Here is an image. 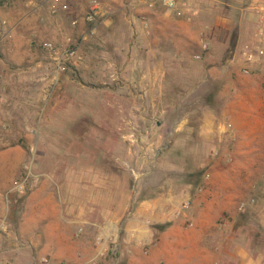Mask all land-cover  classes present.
I'll return each instance as SVG.
<instances>
[{
  "label": "rangeland",
  "instance_id": "374dc122",
  "mask_svg": "<svg viewBox=\"0 0 264 264\" xmlns=\"http://www.w3.org/2000/svg\"><path fill=\"white\" fill-rule=\"evenodd\" d=\"M80 1L61 0L67 9L54 12L53 0H0V30L8 32L0 37V105L5 108L0 110V150L19 146L22 152L0 157L5 188L0 193L4 198L0 199V248H29L30 264L41 257H47L48 262L41 258L45 264H71L35 250L45 242L33 240L34 232L26 231L29 225L24 220L34 218L28 216L27 199L32 192H37L34 202L57 201L56 210L63 203L75 241L68 256L84 255L89 264H127L137 245L136 238L128 239L130 221L145 199L163 194L169 182L180 178L176 168L204 172L218 161L220 166L264 168V130L254 127L247 138L239 117L248 97L258 103L260 112L264 109V92L259 89L264 80L256 78L264 72V56L250 65L246 58L247 51L264 48V0H189L191 12L180 19L199 30L200 42L208 41L212 54L196 58L195 44L179 61L164 65L168 77L156 80V85L138 78L131 87L136 96L126 82L127 56H121L118 66L112 64L113 57L106 60L107 70L120 75L105 79L108 85H104L101 79L88 76L99 50L90 47L88 51L83 43L78 45V65L65 78L59 75L60 87L54 81L34 80V92L31 84L21 91L16 81L8 83L7 73L29 70L38 63L44 74L51 71V78L56 74L45 42H67L80 35L65 18L71 7L80 10ZM84 1L88 9L91 0ZM125 13L117 12L120 26L129 24ZM142 59L136 63L138 73L149 66ZM247 65L250 72L243 73ZM52 86L59 91L51 92ZM246 88L253 90L249 96L241 94ZM48 109L53 118L68 125L42 123ZM208 109L214 125L212 136L206 138L200 127ZM251 149L250 154L261 156L248 161L239 155ZM27 175L26 190L20 192L16 183ZM259 178L264 186V176ZM182 204L177 217L187 210ZM44 207L53 210L48 202ZM170 224H153L152 242L141 243V250L149 248ZM14 259L21 261L17 255Z\"/></svg>",
  "mask_w": 264,
  "mask_h": 264
},
{
  "label": "crops",
  "instance_id": "0c3cea01",
  "mask_svg": "<svg viewBox=\"0 0 264 264\" xmlns=\"http://www.w3.org/2000/svg\"><path fill=\"white\" fill-rule=\"evenodd\" d=\"M101 2L104 6V14L98 20L97 32L92 36L91 41L96 39L91 44L84 42L80 45H86L84 48L88 51L90 47L99 50V59L95 61L93 68L88 70V76L97 80L101 79L100 82L104 85H108L105 79L120 75L119 71L114 73L106 68L108 66L106 60L109 61L112 57V64L118 66L121 63V56H127L124 63L129 65L130 71L127 78L129 80L126 82L136 96L135 88L131 89V87H135L138 78H146L148 84L150 80L151 86L156 85V80H164L168 77V71L164 65L170 61H179L195 44H198L196 54L201 53L202 57L212 54L211 47L207 51L203 50L199 30L174 15L171 17L161 7L156 9L144 7L145 10L142 11L137 4L131 5L126 0H101ZM62 4L66 3L53 0L51 9L54 12L58 9L59 12H64ZM216 4L220 5L219 2ZM79 5L80 10L74 11L71 7V10L67 12L68 17H65L70 19L69 22L67 21L68 27L76 30L78 34L87 29L83 18L88 10L84 0H81ZM125 11L129 24L120 26L117 12ZM59 12L57 15L60 14ZM80 14L82 16H79ZM141 15L143 18L138 17ZM144 18L147 20L145 21ZM75 21L78 23L74 24ZM222 30L227 29L222 28ZM239 36L243 38V28ZM237 40L239 41V38ZM125 48L127 51H124ZM141 57L144 58L142 62L149 66L146 70H142V73H138L136 63L141 62ZM52 63L55 65L54 60ZM38 65L40 63L16 74L7 73L4 78L8 83L16 81L17 88L21 91L28 84L35 87L37 84H34V80L48 81V83L54 81L53 85L57 83L60 87L59 75H61L60 79L65 78L69 69L77 66L70 63L66 70L56 72L51 78L53 73L50 71L44 74V70L38 68ZM34 69L38 71H33ZM256 78L264 80V72ZM86 87L87 85L84 84V88ZM259 89L264 92V87ZM33 91L37 92V88L35 87ZM57 91L59 88L52 86L51 92ZM252 91L246 88L241 94L249 96ZM242 104L245 107L239 111V117L241 125L245 128V136L248 138L254 133L252 130L254 127L257 130L262 127L264 130V109L260 112L255 106L258 103L249 97L245 98ZM2 109L5 108L0 105V110ZM58 109L60 110L59 106ZM48 110H46L48 116L41 117L42 123L52 127L68 125L61 122V119L53 118L49 114L51 110ZM208 110L209 114L202 120L200 127L202 135L206 138L212 136L211 129L214 125L210 109ZM234 121L236 123V119ZM18 140L14 141L18 142ZM251 152H254L253 149L248 151V154L239 155L248 161L261 156V154H250ZM20 153H22L21 148L15 146L9 150H0V157ZM219 163L220 161L213 165L209 164L204 172L200 168L197 170L187 167L176 168L175 171H178L180 178L169 182V189L163 194L149 197L142 202L127 227L128 239H137V245L131 249L132 255L127 264H264V186L259 184L261 181L259 176H264V168L240 166L233 163L220 166ZM254 181L257 183L253 184ZM2 182L3 179L0 177V193L5 191ZM36 195V191L32 192L27 199L28 208L32 210L30 213L28 211V216L32 215L34 218L29 221L24 220V223L29 225L26 231L34 232L33 240L38 238L45 242L42 246L38 245L35 250L40 254L54 255L56 257L53 258L54 261L59 259L58 261L71 264H89L88 258L84 255L78 257L74 253L68 256L75 241L69 233L71 220L62 210L63 203L61 202L59 210H56L57 201L50 198L48 200H52V203L44 199L34 202ZM0 199L3 200V196H0ZM189 199L192 203L191 207L177 217L178 207ZM47 202L52 206V211L45 210L44 205ZM4 204L1 205L4 206ZM239 209L242 211H238ZM166 222H171V224L158 234L149 248L145 251L141 250V243L152 242L154 235L152 225ZM24 231L21 227L23 235ZM81 249V254H84V246ZM16 255L21 261H14ZM30 256L29 248L14 246L0 248V264H30L28 262ZM65 256L67 259L63 260ZM41 258L35 259L34 264H45L42 263Z\"/></svg>",
  "mask_w": 264,
  "mask_h": 264
},
{
  "label": "built area",
  "instance_id": "2783aa9c",
  "mask_svg": "<svg viewBox=\"0 0 264 264\" xmlns=\"http://www.w3.org/2000/svg\"><path fill=\"white\" fill-rule=\"evenodd\" d=\"M131 5L137 4L138 6H144L147 9H156L163 8L167 13H171L177 18H182L186 16L187 12H191V4L189 0H128ZM68 5L64 4L63 8L67 9ZM104 14V6L100 0H91L88 5V10L84 15V21L88 25L87 29L80 33L79 36L74 40L73 38H69L67 42H54V41H46L45 47L50 52L55 65L57 72H61L67 69L70 63L74 65H78L79 63V55H78V45L84 42H88L91 40L92 36H94L97 32V24L98 20ZM189 16V15H188ZM192 16L188 17L191 19ZM146 21L147 19L144 18ZM78 21H75L74 24H77ZM7 31L0 30V37L7 35ZM202 48L204 51L209 49V42L202 41ZM196 58H202L201 53L195 55ZM261 56H264V48H257L255 51H247L246 58L250 64L255 63ZM249 65L243 68V73H249L250 68ZM231 125V124H230ZM208 177V175H206ZM29 175L26 176L25 179L19 180L16 183V189L20 192L26 190V180H28ZM191 206V201L187 200L182 204L183 209H189ZM43 261L48 262L47 257L42 258Z\"/></svg>",
  "mask_w": 264,
  "mask_h": 264
}]
</instances>
